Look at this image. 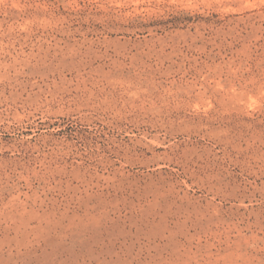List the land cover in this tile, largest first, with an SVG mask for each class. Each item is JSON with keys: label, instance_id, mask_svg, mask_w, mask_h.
<instances>
[{"label": "rangeland", "instance_id": "obj_1", "mask_svg": "<svg viewBox=\"0 0 264 264\" xmlns=\"http://www.w3.org/2000/svg\"><path fill=\"white\" fill-rule=\"evenodd\" d=\"M0 264H264V0H0Z\"/></svg>", "mask_w": 264, "mask_h": 264}]
</instances>
